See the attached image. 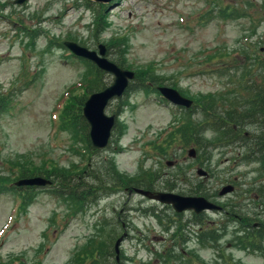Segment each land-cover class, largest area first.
<instances>
[{
  "label": "rangeland",
  "instance_id": "obj_1",
  "mask_svg": "<svg viewBox=\"0 0 264 264\" xmlns=\"http://www.w3.org/2000/svg\"><path fill=\"white\" fill-rule=\"evenodd\" d=\"M13 3L0 0V95L10 99L0 116V264H103L104 248L122 233L121 264H264L261 231L246 229L236 219L264 220V206L251 204L256 187L252 194L238 188L225 198L236 205L247 202V211L201 214L200 224L192 212L176 214L171 206L114 183L83 204L57 195L50 186L15 187L19 178L10 170L20 171L19 160L26 171L54 173L61 168L82 171L87 161H113L120 177L150 182L155 191L181 193L189 182L182 181L189 170L185 161L190 166L196 161L187 151L194 148L200 158L208 157L212 177L191 185L214 193L220 180L229 177L237 185L264 181L260 152L251 155L236 144H224L220 125L213 131L201 112L207 110L208 97H213V110L224 98L235 97L228 86H238V81L217 73L220 67L231 64L236 74L249 71L256 78L257 64L264 65V0H113L100 5L106 9L107 27L99 33L94 23L98 7L89 2L90 8L88 0ZM64 41L92 50L98 43L110 45L114 53L107 54L109 59L121 56L135 72L152 70L156 82L183 91L196 106L179 112L154 87L130 91L107 107L108 114L122 109L108 147L89 152L75 129L65 130L61 116L82 96L85 83L77 84L91 81L95 70L93 64L69 56ZM260 76L256 84L264 92ZM104 77L111 83V75ZM247 89L240 87L244 94ZM249 93H255L253 88ZM199 104H204L200 110ZM180 118L197 127L200 135L194 141L177 138ZM168 127L174 130L169 146L159 153L155 140ZM257 129L258 135L264 133L263 126L253 123L233 128L238 139L245 132L257 134ZM35 176L40 175L30 177Z\"/></svg>",
  "mask_w": 264,
  "mask_h": 264
},
{
  "label": "trees",
  "instance_id": "obj_2",
  "mask_svg": "<svg viewBox=\"0 0 264 264\" xmlns=\"http://www.w3.org/2000/svg\"><path fill=\"white\" fill-rule=\"evenodd\" d=\"M89 2L90 1H88V3ZM89 5L90 8H92L90 3ZM95 5L98 8L96 11H94V16H95L94 23L96 25V31H98L99 33L100 31L103 32L107 27L106 20L104 19L103 16L106 9L104 8L105 6H100L99 4H95ZM108 46H107V54H113L114 52L110 49V47L108 48ZM111 61L115 62L118 66L122 68L130 69L124 64V61L122 60L121 56L116 59H112ZM259 61H262V59ZM249 64L246 66V68L249 66ZM92 66L95 72L91 81L86 83V81L88 80V78H86L85 80H82L83 82L78 83V84L85 83V86L83 87L84 92L82 93V96L77 100H74L72 106L66 107L65 109L62 106L64 111L61 116V122L64 125L65 130L75 129L79 133L76 136H78L82 141H84V143L86 144V148L89 150V152L91 151L93 153L96 150L92 148L90 144V140L88 136L89 127L82 116L81 109L84 101L91 93L104 89L107 85H109V82L105 81L104 76L107 74L97 69L94 65ZM216 72L219 73L220 75L221 74L231 75L229 79L232 82L234 81V78L238 81L237 83L238 86H231V87L228 86L229 88H233L232 91L228 90L229 92L231 93L236 92L235 97L231 101H227L226 98H224L225 101L223 100L224 102H221L220 106L217 107V109L215 108V110H213V106H214V103L212 102L213 97H208V100L205 101L207 105V110L205 111L202 110V111H203V115H205V118L211 121V129L213 131L217 130L218 128L217 124L220 125V133L224 138L221 139L226 141V142L224 141V144L229 145L230 143H236V141L237 142L240 141V139H238V135L234 132L233 128H237V130H242L243 125L249 123H257L264 119V92L262 91V87L259 90L257 88L259 86H257L256 84V81L257 80L259 81V74H261L260 76L261 81L264 82L262 80V77L264 78V65L257 64V68L255 71L256 78H254V75L252 73H248L249 72L248 71L247 72L248 78L246 80L243 79L247 77V73L245 75L236 74L235 67H232L231 64L220 67ZM232 72L234 73L232 74ZM135 74H136L135 79L129 84L125 92V95L130 93V91H136L143 88H145V90H149L150 88H152L150 87L149 83H151L152 85L156 84V86L166 85L163 81H157V82L155 81V77L152 73V70L139 71V72L136 71ZM245 84H250V85L246 86ZM240 87H247L249 89L253 88L255 93L251 94L249 93V89H247L246 92L247 95H246L243 92H241ZM15 91H18V88H16ZM9 100L10 99L5 98L4 95H0V116L9 108ZM200 106H204V104ZM121 110L122 109H119L117 113H119ZM179 127L180 130L177 131L178 132L177 138L181 139L186 136V138H189L190 141H194V137L200 135V133L197 132V129L192 125V123H189L187 125L184 123L183 128H181L182 124ZM170 134H171L170 132L169 133L165 132L164 134L160 135L158 142H156L157 143L156 148L159 153L160 151L163 152V150H165L166 147L169 146V141L167 140V138ZM103 161L106 163H103L101 160L92 163L90 161H87L86 165L80 162L83 165H85L84 166L85 168L82 171L79 170L78 172L74 171L75 169L61 168L60 171L54 173L53 171L48 172L47 170H41V169L38 170L33 169L32 171H26L27 169L21 167L23 163L19 160L20 171L17 172L19 169L16 167L10 168V170L11 172H13V174H15L16 178H26L34 175H40L49 178L53 183L51 188L57 195L59 196L68 195L79 202L84 201L83 204L86 203L85 200L89 202L88 200L89 195L94 196L95 194L93 199L95 200L98 192H108L110 189L114 188L115 185L117 187H122V188L134 187V188H143V189L152 190L150 182L137 181V180L120 177L119 172L115 168V164L113 161H105V160ZM65 170H67V172ZM68 170H70V173L68 172ZM90 179H92L93 181H90ZM113 183L115 185H112ZM98 252H100V249H98L94 254H91L92 259L95 258ZM88 258L90 257L88 256ZM113 259H114V251L112 244H110L107 245V247L104 248V252H102V261L103 260L105 261V263L103 264H115V261Z\"/></svg>",
  "mask_w": 264,
  "mask_h": 264
},
{
  "label": "water",
  "instance_id": "obj_3",
  "mask_svg": "<svg viewBox=\"0 0 264 264\" xmlns=\"http://www.w3.org/2000/svg\"><path fill=\"white\" fill-rule=\"evenodd\" d=\"M25 0H16V3H22ZM98 3H109L112 0H90ZM64 45L67 49L71 51L75 56L82 57L84 59L93 62L97 68L113 75L112 83L105 89L92 93L84 102L82 107V115L86 119L89 125V138L93 147L97 149H102L107 146L108 140L111 135V129L115 123V116H107L104 112L109 101L115 97H120L128 83L134 78V73L129 70L122 69L118 67L115 63L110 61L105 56L106 48L103 45L98 46V52L89 50L87 48L81 47L74 42H65ZM158 91L171 102L190 106L191 101L183 98L175 89L170 87H158ZM192 155V153H191ZM170 164V163H168ZM51 182L43 177H31L26 179H21L15 183V185L20 186H45L50 185ZM136 194L146 197L150 200L159 202L161 204L171 205L175 212H182L184 210L193 209L195 212H200L202 210L208 209L213 210L218 207L205 198L200 196H182L180 194H175L171 192H152L144 190L141 188H133ZM230 187H224L220 195H224L230 192ZM119 238L114 244V251L116 253V262H119V245L122 241Z\"/></svg>",
  "mask_w": 264,
  "mask_h": 264
},
{
  "label": "flooded vegetation",
  "instance_id": "obj_4",
  "mask_svg": "<svg viewBox=\"0 0 264 264\" xmlns=\"http://www.w3.org/2000/svg\"><path fill=\"white\" fill-rule=\"evenodd\" d=\"M178 110L182 111V109H178ZM254 125H255V127L263 126V128H264V119L262 121H259L257 124H254ZM258 134H259L258 129H257V134H254V135L253 134L251 135V134L245 132V135H243V138H241L240 141H238L237 143H233V144H236L237 146H239L240 149L241 148L245 149L248 154L251 151V155H253L255 152L264 153V133H260V135H258ZM191 153H192V155H191ZM187 154H188L189 159H191V160L195 159L196 161L193 162L194 163L193 166H190L191 164H189V162H187V160L185 161V165L187 166V168H189V170L187 171V169H186V172H185V176L187 177V180L183 179L182 181H189V182H185L182 185V186L186 187V191H182L181 194L186 195V196H201V197L207 199L209 202L211 201L220 207V209L215 210V212L220 213L221 211H223V213H225L226 215H231L230 209H234V208L237 209L238 208L239 210H242L243 212L250 209L249 204L246 202L247 198H243L242 200L240 199L241 202L245 201L246 205H242V204L236 205L232 202L225 201L226 200L225 198L230 196V195L238 193V191H239L238 188L245 190L246 194L249 192H251V194H252L254 191V187H256L258 194L255 195L254 201L251 204L256 208L264 206V181H253V183L244 182L242 184L237 185L236 181H233V179L231 177H229V178H225L223 180H220L219 186H218V188H216L214 193L211 192L213 189L198 186V183L191 185L192 181L202 180L204 182L207 179L209 180L212 177V173L210 171V168L207 166L210 164L208 163V161L204 157L200 158L198 156L196 149L190 148L187 151ZM262 157L264 159V156H262ZM191 169H192V171H191ZM190 172H191L192 177L190 175ZM223 173L226 174L225 171ZM241 186H246V188L241 187ZM224 187H230L231 191H230V193H227L225 195H220V192H221L222 188H224ZM236 198H239V197L237 196ZM260 201L263 202L262 205L258 204V202H260ZM189 212H192V211H189ZM193 215H194V217H198L200 214L193 213ZM236 219L246 229L252 230L254 228H258V230L261 231L262 239L264 241V220L259 221L256 219L255 222H249L248 219L244 220L242 217H237Z\"/></svg>",
  "mask_w": 264,
  "mask_h": 264
},
{
  "label": "bare ground",
  "instance_id": "obj_5",
  "mask_svg": "<svg viewBox=\"0 0 264 264\" xmlns=\"http://www.w3.org/2000/svg\"><path fill=\"white\" fill-rule=\"evenodd\" d=\"M250 191V190H249ZM255 192V191H254ZM251 193V192H250ZM258 194V193H257Z\"/></svg>",
  "mask_w": 264,
  "mask_h": 264
}]
</instances>
